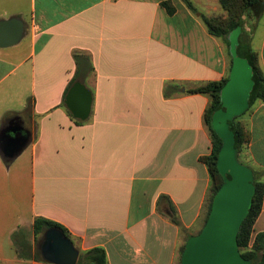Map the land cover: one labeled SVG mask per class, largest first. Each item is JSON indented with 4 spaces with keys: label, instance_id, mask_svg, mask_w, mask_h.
Returning <instances> with one entry per match:
<instances>
[{
    "label": "crops",
    "instance_id": "0c3cea01",
    "mask_svg": "<svg viewBox=\"0 0 264 264\" xmlns=\"http://www.w3.org/2000/svg\"><path fill=\"white\" fill-rule=\"evenodd\" d=\"M188 1L194 11L182 0H0V20L26 27L0 49V133H30L12 161L0 151V264H49L37 254V218L65 228L79 252L102 248L108 264L178 263L210 182V99L191 90L230 65L202 20L220 12L218 0ZM245 33L264 74V12ZM76 70L93 97L82 123L64 104ZM240 120L248 164L264 173V104Z\"/></svg>",
    "mask_w": 264,
    "mask_h": 264
},
{
    "label": "water",
    "instance_id": "95a60500",
    "mask_svg": "<svg viewBox=\"0 0 264 264\" xmlns=\"http://www.w3.org/2000/svg\"><path fill=\"white\" fill-rule=\"evenodd\" d=\"M25 28L18 18L0 20V49L18 44L25 35ZM240 32L238 27L227 37L232 65L220 91V108L211 120V129L222 142L216 167L223 183L212 200L203 228L185 243L180 264H251L238 251L237 234L251 209L253 175L249 167L238 162L234 135L228 125L247 111L253 87L252 69L248 61L237 54ZM92 101L91 92L76 82L66 93L64 104L75 120L84 122L90 116ZM29 141L30 133L23 127L9 126L0 133V151L12 161ZM38 248L41 258L49 264H76L79 258V251L72 241L55 228L43 233Z\"/></svg>",
    "mask_w": 264,
    "mask_h": 264
},
{
    "label": "trees",
    "instance_id": "16d2710c",
    "mask_svg": "<svg viewBox=\"0 0 264 264\" xmlns=\"http://www.w3.org/2000/svg\"><path fill=\"white\" fill-rule=\"evenodd\" d=\"M182 1L190 10L194 11L193 6L188 0ZM218 2L222 10L225 12V16L220 18L203 17V23L208 33L215 38L222 39L228 50V35L231 34L236 28H241L238 38V45L236 48L237 54L241 58H244L248 61L252 69L253 81V87L249 95L247 111L241 116L235 117L228 122L229 129L234 135V149L236 152V158L240 164L246 165L252 170L254 186V195L252 198L251 209L242 222L237 234V247L241 257L244 260L250 261L251 264H264V233H257L253 235L255 222L262 210V202L264 197V173L257 171L248 164L249 155L247 151V145L250 141V135L247 123H244L240 120L241 118L245 117L253 107L259 104H264V74L259 67L257 55L251 50L247 49L243 41L247 26L253 30L256 27L258 19L263 14L264 0H218ZM161 6L166 9V12L169 15H172L175 11L168 1L161 3ZM228 55L230 57V65L228 73L225 77H223L218 82L207 83L206 85L199 86L191 90V93L205 94L209 96L210 99L209 105L203 115V121L210 136L212 148L210 155L202 159L207 167L210 182L204 202L203 214L199 221L200 226L194 233L185 232L183 244L180 248V257L187 240L199 234L206 223L211 210L212 200L223 183V179L216 167L217 157L221 149L222 142L211 129V120L213 114L220 108V91L227 81L232 65L231 56L230 54ZM78 77L79 72L76 70L69 87H71L74 82L77 81ZM68 89H66L64 97ZM68 114L71 116L69 112ZM76 122L82 123L81 121ZM174 223H176V221H174ZM50 228L59 229L67 238L72 241L70 234L62 226L43 218H37L33 223V232L38 244L42 240L43 233ZM37 254L39 259L42 260L39 251ZM180 257L177 264H180ZM76 264H108V262L106 253L102 248H93L85 252H79V258Z\"/></svg>",
    "mask_w": 264,
    "mask_h": 264
},
{
    "label": "rangeland",
    "instance_id": "374dc122",
    "mask_svg": "<svg viewBox=\"0 0 264 264\" xmlns=\"http://www.w3.org/2000/svg\"><path fill=\"white\" fill-rule=\"evenodd\" d=\"M223 16H225V12L220 7V12L217 13V14L212 15L210 18H218V17L220 18V17H223ZM19 45L22 47V53H25V51L27 50V45H26L25 40H23Z\"/></svg>",
    "mask_w": 264,
    "mask_h": 264
}]
</instances>
